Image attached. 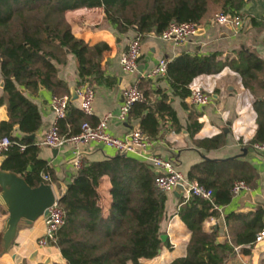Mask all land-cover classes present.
I'll list each match as a JSON object with an SVG mask.
<instances>
[{"label":"trees","instance_id":"16d2710c","mask_svg":"<svg viewBox=\"0 0 264 264\" xmlns=\"http://www.w3.org/2000/svg\"><path fill=\"white\" fill-rule=\"evenodd\" d=\"M213 0H0V83L5 92L11 116L21 115L18 128L23 134L34 133L41 125L38 106L22 88L36 89L40 84L55 95L69 93L67 83L58 77L57 49H68L78 62L79 82L93 83L102 77L100 57L110 49L106 42L90 45L76 38L65 13L77 8L102 7L106 17L119 32L134 31L136 36L157 32L161 34L172 22H196L203 25ZM239 0L226 3L223 12L235 16ZM243 64L238 67L243 84L255 95L257 129L251 140L264 141V59L255 52H240ZM234 65V61L231 62ZM218 52L182 54L168 59L167 76L174 93L190 96V83L203 73H216L222 67ZM140 87L141 83H140ZM143 89V88H142ZM144 90V89H143ZM135 101L128 120L139 119V127L152 138L159 135L161 119L172 121L180 129L178 116L167 94L151 101ZM90 114L70 101L66 115L57 119L60 134H73ZM202 127L198 116H192L188 130L195 134ZM13 124L0 121V137L8 136L12 143L3 153L2 168L21 174L31 185L52 180V168L38 154L39 146L31 138L14 134ZM226 134L219 133L197 140L205 148L225 144ZM25 147L21 149L20 145ZM42 173H48L44 179ZM103 174L113 183V202L110 215L102 216L95 205L96 184ZM156 171L150 163L126 152L99 160L84 159L82 166L71 176L59 197L64 209V222L56 232L55 245L67 264H142V258L158 254L162 237L160 222L165 211L166 193L155 184ZM188 178L197 180L214 191V200L201 195L181 198L179 214L191 229L187 253L167 264H226L234 244L254 243L264 228V206L250 211H232L225 218L234 235V244L219 239L218 231L205 227V220L219 217L220 206L231 201L233 184L244 179L256 185L257 169L238 157L204 158L193 164Z\"/></svg>","mask_w":264,"mask_h":264},{"label":"crops","instance_id":"0c3cea01","mask_svg":"<svg viewBox=\"0 0 264 264\" xmlns=\"http://www.w3.org/2000/svg\"><path fill=\"white\" fill-rule=\"evenodd\" d=\"M228 1L231 0H213L202 25L203 31L183 43L176 44L163 40L157 32L140 36L142 53L139 70L135 73L123 70L120 64L121 53L136 37L134 31L119 32L116 25L106 17L102 7L69 10L65 13V18L76 38L90 45L103 41L110 46V49L101 53V79L98 81L93 79V83L90 84L94 88V98L93 112L89 116L91 122L95 123L108 111L118 113L124 100L125 90L141 76V73L153 69L161 58L172 59L183 52L202 55L218 52V58L223 63L220 71L200 74L190 83V87L193 83H197L211 93V101L206 105L194 103L190 96L183 98L175 94L168 76L144 78L141 80V86L148 91L151 101L160 100L164 94H167L182 125L180 129H176L172 127L170 119L162 118L160 133L153 138L151 150L154 153L174 158L177 167L186 175L193 164L204 158L238 157L249 161L257 169L256 185L234 194L230 202L220 206L219 217L213 216L205 220V227L209 230H211L210 225L218 224V229L212 231H218L219 239L221 236H226V239L222 241L228 240L234 244V235L226 221V214L232 211H250L259 205L264 206V154L251 145L257 129L255 95L243 84L242 75L238 69L243 64L240 52H255L264 59V1L239 0L241 5L235 9V12L241 16V24L219 25L214 22L215 14L223 11ZM56 56L57 59L54 62L57 66V75L67 83L71 92L80 79L77 59L72 52L66 50L60 52L57 49ZM233 61L234 65L231 63ZM22 89L39 108L41 125L32 133L34 137L31 139L39 146V156L52 168L50 183L59 196L77 170L72 165L70 144L66 143L54 149L40 143L45 130L55 121L51 106V98L55 94L42 84L34 90ZM1 98H5V92L0 85ZM71 101L73 105L79 106L78 98ZM192 116H198V120L202 122L201 129L194 135L188 130ZM20 118V114L11 116L6 103L0 102V121L6 120L13 124V133L24 136L25 134L18 128ZM139 125V119H133L131 122L117 116L109 119V130L119 136H126ZM219 133L226 134V142L218 148H205L197 143L199 139ZM80 148L84 159L89 160H99L120 153L114 147L96 141L82 143ZM128 154L149 163L136 153ZM3 158L4 155L1 154L0 164ZM112 188L110 175L103 174L96 184L95 205L104 217L110 215L113 202ZM165 193V211L160 222V232L161 235L165 234V239L162 238L158 254L154 257L142 258V264H167L187 253L191 229L179 214L180 200L184 194L179 193L175 188ZM1 208L0 205V264H67L59 247L55 244H37V237L44 231L42 216L30 226H19L10 250L3 252L1 234L6 214L1 212ZM234 245L235 250L227 256L226 264H264V240ZM129 264L133 262L130 261Z\"/></svg>","mask_w":264,"mask_h":264},{"label":"built area","instance_id":"2783aa9c","mask_svg":"<svg viewBox=\"0 0 264 264\" xmlns=\"http://www.w3.org/2000/svg\"><path fill=\"white\" fill-rule=\"evenodd\" d=\"M264 1V0H263ZM221 11L215 14L214 22L219 25L234 24L238 26L242 22L240 14L231 16ZM202 29V25L196 22H172L161 34L160 37L166 41H172L176 44L187 41L190 37L196 35ZM141 37H134L126 50L120 55V64L123 70L135 73L139 70V63L141 57ZM168 73V59L161 58L159 63L149 72L141 73L134 83H132L124 92V100L121 104L118 113L113 111L106 112L98 119L95 124H91L85 120L81 123L80 130L77 133L65 135L60 134L57 119L64 117L67 108L71 101V95L64 93L61 95H53L51 98V106L55 114V121L45 130L41 144L48 145L52 148H57L63 144H70L72 147V165L78 170L83 164V153L80 144L89 141H96L100 144L111 146L119 152L136 153L144 160L148 161L157 175L155 178L156 186L163 191L173 190L179 183L184 184V197L189 199L192 195H201L210 200H214V191L206 187L197 180H192L177 167V163L172 157H164L154 153L151 150L153 145V138L143 131L140 127L133 128L126 136H119L109 130V119L117 116L122 120L128 119L131 105L138 100L147 99V95L140 87L142 79H154L162 76H167ZM190 97L194 103L199 105H206L211 101V93L204 89L200 84L193 83ZM75 91L79 100V106L86 114L93 112V98L94 88L87 82H80L76 85ZM11 139L4 135L0 137V155L3 154L11 145ZM253 148L258 152L264 154V141H254L251 143ZM21 149L25 147L20 145ZM44 179L49 178L48 173H43ZM251 186L244 180L238 179L234 182L232 191L234 194L240 193L244 189H250ZM64 209L56 199L52 205L47 208V213L42 215L44 223L43 233L37 237L38 245H45L48 243L55 244L56 232L64 222ZM257 240H264V228L257 236Z\"/></svg>","mask_w":264,"mask_h":264},{"label":"water","instance_id":"95a60500","mask_svg":"<svg viewBox=\"0 0 264 264\" xmlns=\"http://www.w3.org/2000/svg\"><path fill=\"white\" fill-rule=\"evenodd\" d=\"M229 20H232L231 16H229ZM201 31L203 30L199 32ZM65 50L69 52L68 49ZM70 93L71 99L77 98L75 88H72ZM24 136L33 138L34 134H25ZM175 189L180 193L184 191L185 186L179 183ZM59 197L60 195L56 194L50 182L41 181L38 185L31 186L18 172L0 166V205L1 212L6 214L1 234L3 252L10 250L19 226L32 225L35 220L47 213V208L56 199L59 200ZM210 229L217 230L218 224L210 225ZM161 237L165 239V234H162ZM225 239L226 236L220 237V240Z\"/></svg>","mask_w":264,"mask_h":264}]
</instances>
